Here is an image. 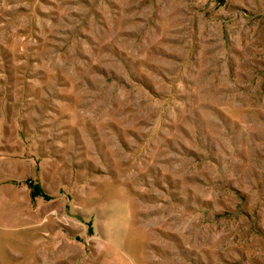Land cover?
Listing matches in <instances>:
<instances>
[{
  "label": "rangeland",
  "instance_id": "obj_1",
  "mask_svg": "<svg viewBox=\"0 0 264 264\" xmlns=\"http://www.w3.org/2000/svg\"><path fill=\"white\" fill-rule=\"evenodd\" d=\"M0 264H264V0H0Z\"/></svg>",
  "mask_w": 264,
  "mask_h": 264
},
{
  "label": "trees",
  "instance_id": "obj_2",
  "mask_svg": "<svg viewBox=\"0 0 264 264\" xmlns=\"http://www.w3.org/2000/svg\"><path fill=\"white\" fill-rule=\"evenodd\" d=\"M36 188H37V187L35 186V187H34V190L32 191V195H33V196H37V195H38V193H37V191H36ZM36 194H37V195H36Z\"/></svg>",
  "mask_w": 264,
  "mask_h": 264
}]
</instances>
